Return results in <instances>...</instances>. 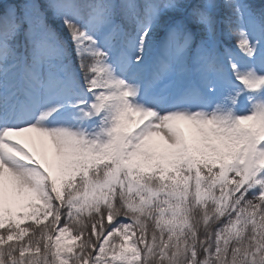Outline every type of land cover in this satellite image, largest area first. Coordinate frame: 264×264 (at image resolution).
<instances>
[{"label": "snow or ice", "instance_id": "snow-or-ice-1", "mask_svg": "<svg viewBox=\"0 0 264 264\" xmlns=\"http://www.w3.org/2000/svg\"><path fill=\"white\" fill-rule=\"evenodd\" d=\"M0 264H264V0H0Z\"/></svg>", "mask_w": 264, "mask_h": 264}]
</instances>
